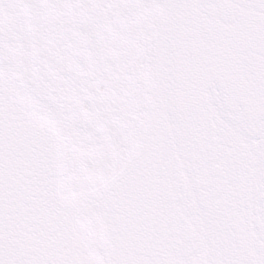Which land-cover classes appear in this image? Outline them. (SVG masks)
I'll return each instance as SVG.
<instances>
[{"label": "water", "instance_id": "water-1", "mask_svg": "<svg viewBox=\"0 0 264 264\" xmlns=\"http://www.w3.org/2000/svg\"><path fill=\"white\" fill-rule=\"evenodd\" d=\"M161 2L148 102L105 181L107 130L0 41V264H91L79 230L107 264H264V0Z\"/></svg>", "mask_w": 264, "mask_h": 264}, {"label": "bare ground", "instance_id": "bare-ground-1", "mask_svg": "<svg viewBox=\"0 0 264 264\" xmlns=\"http://www.w3.org/2000/svg\"><path fill=\"white\" fill-rule=\"evenodd\" d=\"M25 2L27 7L35 8L33 11L29 9L32 12L29 21L33 20L29 26L28 17L24 15L21 18L23 21L17 17L18 11L25 6L23 2L0 0V41L4 46V55L14 69L20 70V64L28 65L37 60L36 63L41 64L42 72L47 76L48 64L57 67V75L53 74L57 78V85L52 79L43 81L42 73H29L27 77L47 96L66 105L72 110L70 112H75L77 119L107 130L108 143L95 179L105 177L120 166L140 124L151 82L153 31L161 2ZM48 15L50 26L45 25ZM25 27L34 30V37L40 39L37 51L28 50L23 54L18 46L28 40ZM60 37L63 42L58 44ZM49 52L60 58L53 61L52 57L49 60ZM49 73L52 71L49 70ZM52 84L56 85V90ZM89 245L91 264H105L102 251L97 250L92 242Z\"/></svg>", "mask_w": 264, "mask_h": 264}, {"label": "rangeland", "instance_id": "rangeland-1", "mask_svg": "<svg viewBox=\"0 0 264 264\" xmlns=\"http://www.w3.org/2000/svg\"><path fill=\"white\" fill-rule=\"evenodd\" d=\"M21 2H23V5H25L24 6V8H23V6H22V10H19L18 11V13L17 14H20L21 13V15H22V17H24V15H25V17H28V18H26L27 19V21H29L30 20V15L32 14V12L31 11H33V10H35V8H31V6H29L28 5V7L26 6L27 5V3L25 2L26 0H20ZM45 1V0H44ZM40 4H42V3H40ZM31 11H30V10ZM47 20H48V22L45 24V25H49L50 26V18H49V15H48V17H47ZM23 21V20H22ZM40 23H39V25L41 24V21H39ZM30 23L32 24L33 23V20L32 21H29V23H28V26L30 25ZM44 23V22H43ZM25 35H29L30 33H32V35H30L29 36V38H28V40L31 38L32 40H33V42L35 41V38H34V35H35V31L34 30H32V29H28V28H26L25 27ZM51 28L49 27V30H50ZM30 39V40H31ZM63 41L61 40V37L59 38V41H58V44H61ZM26 44H29V42H25ZM36 43H32V44H30V45H27V48H28V50H30V48H35L36 49ZM61 46V45H60ZM50 53V52H49ZM49 53H47L48 54V57H49V60H50V58H52V57H54V60L53 61H56L57 59H59L60 57H57V55L55 54H53L52 52L49 54ZM61 57H65V56H61ZM51 64L49 65V70L50 69H52V74H55L56 73V75H57V72H58V69H57V67L55 68L54 66H51ZM24 67L26 68V66L24 65ZM33 68H37L36 70L38 71V66L36 65V64H34V66H33ZM27 69V68H26ZM26 71V70H25ZM28 76V75H27ZM29 77V76H28ZM51 77V79L55 82V84L57 85V78H55V76H50ZM50 78H48L47 80L48 81H50L51 80ZM42 81V80H41ZM42 83V82H41ZM49 83V82H48ZM56 85L54 86L53 84H52V86H53V88L56 90ZM61 87H63V86H61ZM54 90V91H55ZM53 93V92H52ZM82 106H84V104L82 103Z\"/></svg>", "mask_w": 264, "mask_h": 264}]
</instances>
